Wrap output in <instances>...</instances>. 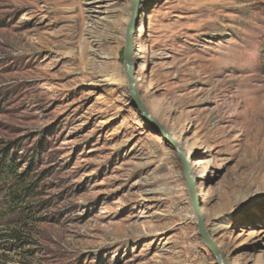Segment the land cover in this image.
<instances>
[{
    "label": "rangeland",
    "instance_id": "1",
    "mask_svg": "<svg viewBox=\"0 0 264 264\" xmlns=\"http://www.w3.org/2000/svg\"><path fill=\"white\" fill-rule=\"evenodd\" d=\"M96 1L0 0V264H219L176 153L130 100L131 0ZM139 11V95L199 170L225 262L264 264V0Z\"/></svg>",
    "mask_w": 264,
    "mask_h": 264
},
{
    "label": "water",
    "instance_id": "2",
    "mask_svg": "<svg viewBox=\"0 0 264 264\" xmlns=\"http://www.w3.org/2000/svg\"><path fill=\"white\" fill-rule=\"evenodd\" d=\"M139 3L140 0H131V13L129 16V21L126 25L125 30V45H124V71L126 75V79L128 82V94L131 100L132 105L141 115L143 121L153 129L163 138L165 143L176 153L177 158L181 164L183 176L187 185L188 193L192 202V207L194 213L197 217V228L199 231V235L202 238L203 242L209 247L211 253L213 254L214 258L219 264H228L224 261L221 252L210 237L202 214H201V205L197 195V191L195 189V181L191 178V168L190 163L185 157V153L182 147L177 143L175 139H173L167 129L159 123L155 118L152 116L149 109L146 107L144 102L142 101L137 85L135 80V71L136 68L133 64V42L134 38L137 35L138 23H139Z\"/></svg>",
    "mask_w": 264,
    "mask_h": 264
},
{
    "label": "bare ground",
    "instance_id": "3",
    "mask_svg": "<svg viewBox=\"0 0 264 264\" xmlns=\"http://www.w3.org/2000/svg\"><path fill=\"white\" fill-rule=\"evenodd\" d=\"M101 0L99 1H96L94 3H100ZM259 79V78H258ZM142 80L141 79H138L136 80V85L137 87H139V83L141 82ZM252 109L255 111V112H258L259 114H262L264 115V94L262 93H259L255 96V98L253 99V104H252ZM253 111V112H254ZM152 114V113H151ZM256 114V113H255ZM152 116L155 118V120H157V118L152 114ZM256 116V115H255ZM173 139H175L172 135H170ZM176 140V139H175ZM177 141V140H176ZM178 143V142H177ZM179 144V143H178ZM184 153H185V157L187 160H190V154H188V152L186 151L185 148H182ZM191 178L195 181V182H198V179L201 178L200 176V172L198 169H194V173L193 175L191 176ZM225 261V260H224Z\"/></svg>",
    "mask_w": 264,
    "mask_h": 264
}]
</instances>
